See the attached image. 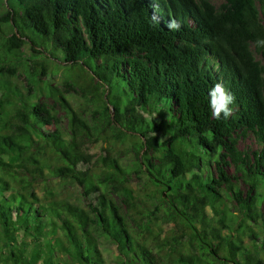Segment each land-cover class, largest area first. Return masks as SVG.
<instances>
[{"label": "trees", "instance_id": "16d2710c", "mask_svg": "<svg viewBox=\"0 0 264 264\" xmlns=\"http://www.w3.org/2000/svg\"><path fill=\"white\" fill-rule=\"evenodd\" d=\"M13 1L0 10L7 260L107 264L110 248L117 264H264V0Z\"/></svg>", "mask_w": 264, "mask_h": 264}, {"label": "rangeland", "instance_id": "374dc122", "mask_svg": "<svg viewBox=\"0 0 264 264\" xmlns=\"http://www.w3.org/2000/svg\"><path fill=\"white\" fill-rule=\"evenodd\" d=\"M209 1L214 6H218L221 3L222 0H209ZM14 5H15V3H14L13 0H0V10H2V11L4 10L5 7H8L9 6V8H12V6H14ZM26 44H27V42L25 43V45ZM25 45H24L23 48L26 47ZM24 51H25V53H27L28 50L25 48ZM254 57H255L256 60H259L260 61V58H259L258 55L254 54ZM53 63H54V65L49 68V71H51V73L54 74L53 82L56 85H59L60 84V81H61V72L58 70L57 67H59L60 64H58L57 62H53ZM18 81H21V80L18 79ZM60 89L63 90V87L60 86ZM252 145L253 144L251 143V138L248 135L245 136L244 138H240V139L237 140V146H238L239 149L250 148ZM119 147H120L119 145H116V148H119ZM95 149H97V148L95 147ZM120 149L122 150V148H120ZM130 157H131L130 154L125 155L124 156V160H128ZM228 172L229 173H232V169L229 168L228 169ZM54 185H55L54 182L50 183V186H54ZM130 185H131V188H133L134 192L135 193H138L139 190H140V188H141V181L132 176L130 178ZM238 187L241 189V191L243 193L244 192V189H245V186L239 184ZM35 191H36V194L38 196L45 195L44 202L49 201V198L50 197H48L46 195V191H48V189L46 191H42V190H40V187H38ZM53 191H55V190H53ZM56 191H57V189H56ZM71 193H72V191L69 188H64L60 192V194L58 196H56L55 198L56 199H59V198L67 197V196L71 195ZM220 235H222V236H225V235H231V236H233V234H228V232H226V231H221L220 232ZM242 241H243V243H247V238L245 236H243L242 237ZM10 245H12V250L15 251L16 248H17V245L15 243H12V242H10ZM27 246L28 247H27V251H26V255L25 256H27L28 253L33 249V245L30 244V243H28V242H27ZM104 254H105V257H106L105 259H106V263L107 264H117L115 262V256L112 253V251L110 250V248L104 249ZM7 258H10V257H9L8 249L5 246V247H3L0 250V264H13L10 260H7ZM62 260H64V259L63 258H60L59 259V261H62Z\"/></svg>", "mask_w": 264, "mask_h": 264}, {"label": "clouds", "instance_id": "9594fccd", "mask_svg": "<svg viewBox=\"0 0 264 264\" xmlns=\"http://www.w3.org/2000/svg\"><path fill=\"white\" fill-rule=\"evenodd\" d=\"M212 97V106L215 108L214 115L219 116L221 112L224 113V116L227 117L230 114V109L228 105L233 102V97L225 92L223 85L217 83L213 86V89L210 92Z\"/></svg>", "mask_w": 264, "mask_h": 264}]
</instances>
